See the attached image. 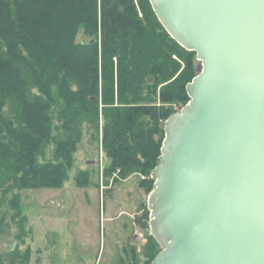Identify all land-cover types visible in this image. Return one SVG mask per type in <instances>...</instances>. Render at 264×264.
I'll return each instance as SVG.
<instances>
[{
  "label": "trees",
  "instance_id": "trees-1",
  "mask_svg": "<svg viewBox=\"0 0 264 264\" xmlns=\"http://www.w3.org/2000/svg\"><path fill=\"white\" fill-rule=\"evenodd\" d=\"M199 69L149 0H0V235L7 218L17 228L0 264H30L21 193L62 189L86 135L102 144L106 176L150 177L164 124L190 102ZM89 177L81 172L77 186ZM160 251L150 237L146 264Z\"/></svg>",
  "mask_w": 264,
  "mask_h": 264
},
{
  "label": "water",
  "instance_id": "water-1",
  "mask_svg": "<svg viewBox=\"0 0 264 264\" xmlns=\"http://www.w3.org/2000/svg\"><path fill=\"white\" fill-rule=\"evenodd\" d=\"M195 52L152 173V264H264V0H149Z\"/></svg>",
  "mask_w": 264,
  "mask_h": 264
},
{
  "label": "rangeland",
  "instance_id": "rangeland-1",
  "mask_svg": "<svg viewBox=\"0 0 264 264\" xmlns=\"http://www.w3.org/2000/svg\"><path fill=\"white\" fill-rule=\"evenodd\" d=\"M88 40L80 32L78 42ZM176 59L182 71L184 63ZM109 164L101 142L86 135L75 156L70 179L62 189L21 193L28 218V237L21 251L31 248L30 264H146V247L153 237L150 196L155 183L152 191L143 184L154 179L152 174L146 177L140 172L124 178H119V173L106 176ZM81 172L90 175L89 181L81 179L85 187L77 186ZM1 193L0 189V204ZM6 206L0 207V213L6 211ZM7 223L10 227L0 235V254L15 246L12 235L17 228L10 218Z\"/></svg>",
  "mask_w": 264,
  "mask_h": 264
}]
</instances>
